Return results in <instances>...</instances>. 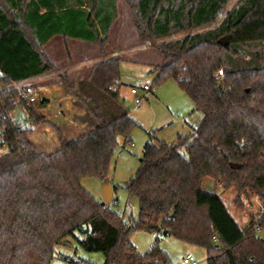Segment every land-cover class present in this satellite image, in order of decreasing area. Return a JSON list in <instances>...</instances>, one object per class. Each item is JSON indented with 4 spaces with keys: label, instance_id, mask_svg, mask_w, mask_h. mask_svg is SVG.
Instances as JSON below:
<instances>
[{
    "label": "trees",
    "instance_id": "trees-1",
    "mask_svg": "<svg viewBox=\"0 0 264 264\" xmlns=\"http://www.w3.org/2000/svg\"><path fill=\"white\" fill-rule=\"evenodd\" d=\"M59 3L0 0V264H51L70 238L103 253L105 264H172L159 248L163 237L205 249L206 264H264V236L242 229L221 197L202 189L212 178L234 189L242 207L253 194L264 198V0H79L78 10L63 11L79 15L81 30L69 35L95 43L100 61L84 82L60 76L83 111L84 133L68 142L56 130L59 149L44 153L31 141L41 119L18 86L55 72L43 47L61 33ZM119 3L129 7L143 45L185 34L157 44L163 64L153 69L155 83L176 80L203 114L172 143L148 134L140 168L124 185L139 201L135 221L82 186L108 178L117 149L139 127L120 101L122 59L105 55ZM21 108L29 115L19 116L25 129L13 116ZM257 225L264 230V216ZM136 231L157 236L144 255L131 242Z\"/></svg>",
    "mask_w": 264,
    "mask_h": 264
},
{
    "label": "rangeland",
    "instance_id": "rangeland-1",
    "mask_svg": "<svg viewBox=\"0 0 264 264\" xmlns=\"http://www.w3.org/2000/svg\"><path fill=\"white\" fill-rule=\"evenodd\" d=\"M119 4V19L113 30L114 35L109 32V39L113 37V40H115L114 43L111 44L112 47L116 48V46H119L120 49L125 52L122 56L124 60L120 63V79L122 83L120 101L125 108L129 110L131 117L140 123V126L132 132L130 142L124 148L119 147L117 149L111 163L108 179L111 185L117 188V190L109 206L112 210L117 212L118 207H120L121 212L118 213L124 221H135L139 217V201L135 196L130 195L124 189V185L135 177L140 168V160L143 155L144 147L146 143L149 142L148 133H154L156 139L160 141L172 143L176 141L178 133L188 134L190 132L186 122L195 128L198 127L202 122L203 114L199 111H194L195 106L192 100L180 89L176 80L170 79L161 85L155 83L156 75L153 73V68L157 67V65L162 62V57L156 50L157 44L168 42L172 39H180L184 37L185 34H179L172 39L158 41L156 44L143 45L139 41L129 7L125 3ZM233 5L234 2L227 6L226 11ZM214 26L215 25L212 27ZM109 43L108 40V44ZM51 48H53V46ZM133 50L138 51L140 56L130 54L131 57H128L127 54ZM43 52L49 60L45 51V46L43 47ZM56 52L57 48L54 47L51 53L54 55ZM51 59L57 60V64L54 66V73L42 76V79L36 78L26 81L18 87L20 89L29 86L45 88L49 84L58 82L65 88L62 79H60L61 75L66 76L67 81L71 83V78H69L71 73H69V71L58 70V68H62L59 64L63 62V58L58 56V58L53 57ZM246 59L247 61L249 60L248 58ZM73 62L72 59L71 65H65V68H74L76 63ZM91 65L93 66L94 64L92 63ZM146 85L152 87V92L146 96L143 93L141 94L143 103L141 107H138L135 103V97L130 93V90L132 87L142 89ZM45 90L47 92L46 88ZM67 105L70 109L69 103H67ZM38 107H40V102L34 106H28L26 104V108L32 110L34 113L37 111ZM72 107L79 109L73 97ZM69 111L71 112V110ZM69 111H67V113H69ZM13 116L15 118H19V116L25 118L29 115L21 108L17 112H14ZM71 118L75 123H78L76 122L78 121L77 115L71 114ZM21 120L23 121V118ZM162 127H164V129L160 131L159 129ZM36 129L37 127H35V131ZM2 152L3 151L0 149V156ZM102 183L103 181L98 179H85L82 182V186L93 195L95 199L100 201ZM202 189L220 196L238 225L242 229L247 228L249 214L246 205L242 207L241 203L237 202L234 189L224 190L219 180L212 178L203 180ZM115 201H117V204H115ZM261 235L264 236V233ZM156 237L155 234L136 231L131 235L130 239L138 253L144 255L154 246ZM159 248L170 257L172 264H191L185 260L188 254L192 255L198 264H206L207 252L205 249L184 243L173 237H163L159 242ZM105 261L106 258L103 253L87 252L80 246L76 239L70 238L68 244L57 247L55 257L51 264H105Z\"/></svg>",
    "mask_w": 264,
    "mask_h": 264
},
{
    "label": "crops",
    "instance_id": "crops-1",
    "mask_svg": "<svg viewBox=\"0 0 264 264\" xmlns=\"http://www.w3.org/2000/svg\"><path fill=\"white\" fill-rule=\"evenodd\" d=\"M63 1L64 0H55V2H60L59 4H61V2ZM65 1L69 3L68 7L61 8L59 4H56L57 6L55 11L56 13L59 14V19L56 20V23L61 33H57L50 38L48 43L45 45V51L53 66L57 64V60L51 58L53 57L58 58V56L62 57L63 62L59 64L62 68H58V70L69 71V73H71V75L69 76V78H71L72 81L71 83L78 84L88 79L92 70L91 64L92 63L95 64L100 61V54H99V49L95 43L85 41V38L69 35V33L73 34L74 32L76 33L80 32L81 23L78 14L76 15L69 13L65 14L63 11L70 9L78 10L80 6L78 3L79 0H65ZM119 6L120 4L117 7L118 16L115 19L110 29L112 35H114L113 30L119 19ZM83 9H86L89 12L88 8L83 7ZM46 12H47L46 8H42L40 14H44ZM98 29L99 31L101 29L99 25H98ZM82 32L84 33V36H88V32L86 31V28L82 29ZM114 41L115 40H113V37L109 39L110 43L108 44L107 51L105 52L106 58L108 59L114 57V58H121L122 60H124L122 56L125 52H123L119 46H116V48L111 46V44L114 43ZM52 46L53 48H51ZM54 47L57 48V52L53 55L51 52L54 49ZM130 54H135V56H140L139 52L135 50L127 54V56L131 57ZM72 59L76 63L75 67L65 68V65L66 66L71 65ZM162 64H163V58L161 64L157 66H160ZM38 79H42V77H39ZM14 86H18V85L15 84ZM45 88L47 89V92L41 96V99L39 101L40 107H38L36 111L37 113L36 112H35L36 114L34 113L35 116L37 115L36 116L37 118L41 119V123L40 125L37 126L36 131L31 137V141L44 153H52L58 150L60 147L56 130H60L64 134V137L68 142L76 140L84 133L83 127L79 123H75L74 120L71 118V114L77 115V117L82 116L83 111L79 107H77L79 109L72 107V96L70 94H67L66 92L67 90L66 88H63L62 84H59L58 82L52 83L47 85ZM67 103H69L70 109L67 107L68 106ZM69 110H71V112ZM67 111H69V113H67ZM137 123L140 126V123L139 122ZM186 123H187L186 125H188L190 129V132L188 134L178 133L176 138L179 135H189L192 132V130L195 128L192 125H190L188 122ZM163 129L164 127L160 128L159 130L161 131ZM113 188L115 194V187ZM101 200L102 199H100V201Z\"/></svg>",
    "mask_w": 264,
    "mask_h": 264
},
{
    "label": "built area",
    "instance_id": "built-area-1",
    "mask_svg": "<svg viewBox=\"0 0 264 264\" xmlns=\"http://www.w3.org/2000/svg\"><path fill=\"white\" fill-rule=\"evenodd\" d=\"M219 76H223L222 71L219 72ZM150 92H152V87L148 85L144 86L142 89L132 87L130 90V93L135 97V103L138 107H141L143 103L141 94L143 93L146 96ZM44 93H46L44 87L29 86L21 90V97L28 106H34L40 101ZM21 119L22 118L18 119L19 127L23 129L27 128V124ZM115 204H117V201H115ZM245 205L249 214L247 228L254 227L259 234L264 233V230L257 225L258 221L264 216V198L260 195L253 194L246 200ZM118 212H121L120 208H118ZM213 245L217 248L223 247L217 236H213ZM185 260L191 264H198L192 255H187Z\"/></svg>",
    "mask_w": 264,
    "mask_h": 264
},
{
    "label": "water",
    "instance_id": "water-1",
    "mask_svg": "<svg viewBox=\"0 0 264 264\" xmlns=\"http://www.w3.org/2000/svg\"><path fill=\"white\" fill-rule=\"evenodd\" d=\"M114 197V188L110 183V180L106 178L101 187V204L103 206L110 205Z\"/></svg>",
    "mask_w": 264,
    "mask_h": 264
}]
</instances>
